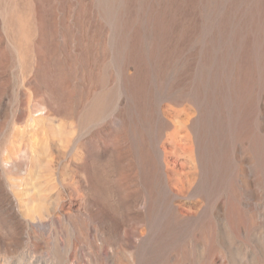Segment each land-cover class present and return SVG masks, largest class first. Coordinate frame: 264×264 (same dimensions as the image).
I'll return each mask as SVG.
<instances>
[{
    "label": "rangeland",
    "instance_id": "rangeland-1",
    "mask_svg": "<svg viewBox=\"0 0 264 264\" xmlns=\"http://www.w3.org/2000/svg\"><path fill=\"white\" fill-rule=\"evenodd\" d=\"M0 264H264V0H0Z\"/></svg>",
    "mask_w": 264,
    "mask_h": 264
}]
</instances>
